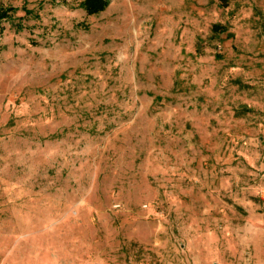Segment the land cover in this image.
<instances>
[{
	"label": "rangeland",
	"instance_id": "1",
	"mask_svg": "<svg viewBox=\"0 0 264 264\" xmlns=\"http://www.w3.org/2000/svg\"><path fill=\"white\" fill-rule=\"evenodd\" d=\"M83 2L0 0V264H264V0Z\"/></svg>",
	"mask_w": 264,
	"mask_h": 264
},
{
	"label": "trees",
	"instance_id": "2",
	"mask_svg": "<svg viewBox=\"0 0 264 264\" xmlns=\"http://www.w3.org/2000/svg\"><path fill=\"white\" fill-rule=\"evenodd\" d=\"M111 0H84L82 3V8L86 11L88 15H96L107 9L110 5ZM17 8L15 7H4L0 6V36L2 34L3 28L2 23L11 19L16 13ZM30 13L29 11L27 14ZM217 31H221V26H215Z\"/></svg>",
	"mask_w": 264,
	"mask_h": 264
}]
</instances>
